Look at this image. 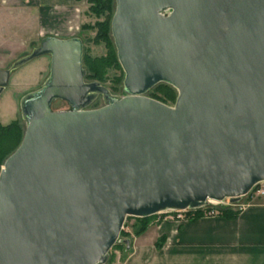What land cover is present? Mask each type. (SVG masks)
<instances>
[{"label":"water","instance_id":"water-1","mask_svg":"<svg viewBox=\"0 0 264 264\" xmlns=\"http://www.w3.org/2000/svg\"><path fill=\"white\" fill-rule=\"evenodd\" d=\"M110 30L122 96L84 80L78 37H43L0 69L1 92L50 57L0 170V264H104L126 217L235 202L264 181V0H115ZM158 83L172 106L145 96Z\"/></svg>","mask_w":264,"mask_h":264},{"label":"crops","instance_id":"crops-1","mask_svg":"<svg viewBox=\"0 0 264 264\" xmlns=\"http://www.w3.org/2000/svg\"><path fill=\"white\" fill-rule=\"evenodd\" d=\"M33 2L41 29L46 21L54 22L57 31L66 35L62 39L71 37L67 36L70 30H77L72 15L77 10L75 0ZM51 8L55 11L50 14ZM41 29L39 36L43 35ZM251 203L234 218L219 215L151 222L148 230H155L148 236V230L135 236L132 253L122 264H264V196ZM160 236L164 243L157 249L155 241Z\"/></svg>","mask_w":264,"mask_h":264},{"label":"rangeland","instance_id":"rangeland-1","mask_svg":"<svg viewBox=\"0 0 264 264\" xmlns=\"http://www.w3.org/2000/svg\"><path fill=\"white\" fill-rule=\"evenodd\" d=\"M33 1L0 0V69H8L16 60L28 55L34 47L39 45L43 37L53 35L56 37L58 35L57 38H62L66 36L64 32H58L56 24L54 22L51 23V21H46L43 24L44 28L41 29L40 25H42V23L40 20L38 21L39 11L38 8L35 7L36 5ZM75 1L77 4L74 8L77 10H74L72 15L74 18L73 25H76L77 30H70L67 36L80 38L83 43V52L88 51L90 56L98 57L104 55L106 52L104 45L94 44L90 41L95 35V32L92 30L82 31L80 29L83 24L92 25L96 21V18L88 13L86 1ZM53 11H55L54 8H51L50 14ZM40 29L43 33L42 36L38 35ZM49 66V55H42L24 63L10 72L8 83L0 92L1 124H8L13 120L19 119L24 126V122L20 119V99L24 94L39 89L49 74ZM115 73L117 74L116 71L111 70L108 74L109 79L112 78ZM86 75L84 80L90 81L86 78ZM114 85L115 84H113L111 80L104 83V86L112 95L122 96V85L115 91L113 89ZM151 92L152 91L149 90L145 96L150 97ZM103 104V99L99 96L94 99L86 109H96L102 107ZM168 105L172 106L173 104ZM51 109L53 111H65L69 110V107L65 101L55 100L51 105ZM2 165L3 164L0 165V168ZM136 218L138 217H126L123 228L120 231L122 233L118 236L114 246L108 251V258L104 264H122L132 253L131 246L135 238L134 231L138 228V220ZM172 219L174 218H172L171 215L161 213L158 215L155 214L152 222L155 221L156 223L158 220L164 221ZM147 230L148 228L146 231ZM154 230V228H150L147 231V236ZM126 239L129 240V250L125 248Z\"/></svg>","mask_w":264,"mask_h":264},{"label":"trees","instance_id":"trees-1","mask_svg":"<svg viewBox=\"0 0 264 264\" xmlns=\"http://www.w3.org/2000/svg\"><path fill=\"white\" fill-rule=\"evenodd\" d=\"M88 5V13L96 18V21L91 24H83L80 29L82 31H94L95 35L90 39L94 44H103L106 52L102 56L92 57L88 51L83 52L82 62L84 69L87 71L86 78L90 81H96L104 85L105 82L111 80L113 82L114 91L118 90L123 83L124 72L118 62L116 49L113 43V38L110 30L111 18L114 13L115 0H86ZM116 71L112 78L109 79V72ZM123 87V85H122ZM123 90V88H122ZM150 98L158 100L166 105L174 104L177 91L174 87L166 83H158L150 89ZM148 92V91H147ZM21 119V118H20ZM23 121V120H22ZM24 127L19 119L13 120L8 124L0 123V165L4 163L7 157L20 144ZM238 213L233 209H223L220 216L226 218H234ZM202 216V209H196L193 213L192 219ZM131 218V217H127ZM154 215L143 218H136L138 220V228L134 231V236L143 234L152 222ZM122 232H120L119 236ZM164 243V237L160 236L155 241L157 249L161 248ZM114 246V245H113ZM125 248L126 244H125ZM130 249V244L129 248Z\"/></svg>","mask_w":264,"mask_h":264},{"label":"built area","instance_id":"built-area-1","mask_svg":"<svg viewBox=\"0 0 264 264\" xmlns=\"http://www.w3.org/2000/svg\"><path fill=\"white\" fill-rule=\"evenodd\" d=\"M261 196H264V181L255 184L248 193L240 196L235 202H231L230 198H224L223 200L207 199L206 204L198 208H186L181 210L167 209L156 213V215L164 213L171 215L175 220H186L192 219L193 213L196 209H202L201 217L219 216L221 210L226 208L233 209L237 213H240L252 205L251 202L253 199Z\"/></svg>","mask_w":264,"mask_h":264},{"label":"flooded vegetation","instance_id":"flooded-vegetation-1","mask_svg":"<svg viewBox=\"0 0 264 264\" xmlns=\"http://www.w3.org/2000/svg\"><path fill=\"white\" fill-rule=\"evenodd\" d=\"M39 45H40V42H39ZM39 45H38V46H39ZM38 46H37V47H38ZM34 48H35V47H34ZM31 51H32V50H31ZM43 83H44V82H43ZM42 85H43V84H42ZM42 85H41L39 88H41ZM99 96H100V95H98L97 97H99ZM97 97H96V98H97ZM66 103H67V102H66ZM67 105H68V107H69V109H70V108H71L70 105H69L68 103H67Z\"/></svg>","mask_w":264,"mask_h":264}]
</instances>
